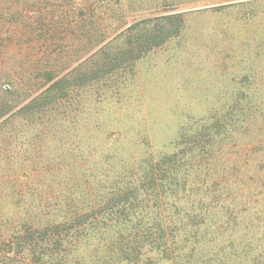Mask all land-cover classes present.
Masks as SVG:
<instances>
[{"label": "rangeland", "instance_id": "obj_1", "mask_svg": "<svg viewBox=\"0 0 264 264\" xmlns=\"http://www.w3.org/2000/svg\"><path fill=\"white\" fill-rule=\"evenodd\" d=\"M245 103L264 110V0H0V144L9 149L88 128L82 138L145 136L143 174L183 132ZM9 155L0 154V264H104L106 213L45 215L25 201L27 182L40 181L37 156L21 177Z\"/></svg>", "mask_w": 264, "mask_h": 264}, {"label": "trees", "instance_id": "obj_2", "mask_svg": "<svg viewBox=\"0 0 264 264\" xmlns=\"http://www.w3.org/2000/svg\"><path fill=\"white\" fill-rule=\"evenodd\" d=\"M98 9L89 14L96 20ZM93 129L25 149L3 142L0 154L21 177L37 156L40 181L27 182L25 201L45 215L80 222L106 213L104 264H264V110L234 104L183 132L179 148L143 174L137 160L149 155L148 138L81 137Z\"/></svg>", "mask_w": 264, "mask_h": 264}]
</instances>
